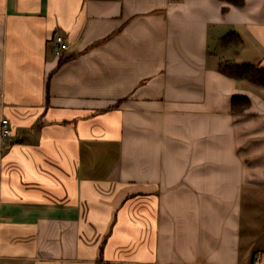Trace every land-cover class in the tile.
Segmentation results:
<instances>
[{
  "label": "crops",
  "instance_id": "obj_1",
  "mask_svg": "<svg viewBox=\"0 0 264 264\" xmlns=\"http://www.w3.org/2000/svg\"><path fill=\"white\" fill-rule=\"evenodd\" d=\"M243 65L264 0H0V264H264Z\"/></svg>",
  "mask_w": 264,
  "mask_h": 264
},
{
  "label": "trees",
  "instance_id": "obj_2",
  "mask_svg": "<svg viewBox=\"0 0 264 264\" xmlns=\"http://www.w3.org/2000/svg\"><path fill=\"white\" fill-rule=\"evenodd\" d=\"M223 71L238 78L246 79L256 85L264 86V68L243 65L240 67H225ZM250 105L251 102L246 97H234L232 101V108L236 113H242L248 110Z\"/></svg>",
  "mask_w": 264,
  "mask_h": 264
},
{
  "label": "built area",
  "instance_id": "obj_3",
  "mask_svg": "<svg viewBox=\"0 0 264 264\" xmlns=\"http://www.w3.org/2000/svg\"><path fill=\"white\" fill-rule=\"evenodd\" d=\"M170 1H177V0H170ZM69 51V45L65 41L62 36H57L54 42V52L55 55L59 58H62L67 54ZM12 134V129L10 126V122L8 119L2 121V128H1V138L5 140ZM263 257L258 256V259L255 261V264H262Z\"/></svg>",
  "mask_w": 264,
  "mask_h": 264
},
{
  "label": "rangeland",
  "instance_id": "obj_4",
  "mask_svg": "<svg viewBox=\"0 0 264 264\" xmlns=\"http://www.w3.org/2000/svg\"><path fill=\"white\" fill-rule=\"evenodd\" d=\"M248 214L254 215V222H255V226L258 227L261 225V220L262 218H264V207L259 206V205H254L250 208L249 211H247ZM256 233L252 232V236L251 237H246L247 238V242L253 241L254 238L256 237L255 235Z\"/></svg>",
  "mask_w": 264,
  "mask_h": 264
}]
</instances>
